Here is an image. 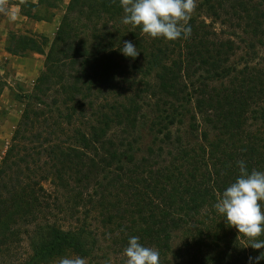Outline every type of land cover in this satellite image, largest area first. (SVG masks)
I'll list each match as a JSON object with an SVG mask.
<instances>
[{"label": "rangeland", "instance_id": "rangeland-1", "mask_svg": "<svg viewBox=\"0 0 264 264\" xmlns=\"http://www.w3.org/2000/svg\"><path fill=\"white\" fill-rule=\"evenodd\" d=\"M196 2L190 37L166 41L123 24L119 0H81L85 6L71 13L62 43L58 33L71 0H9L15 22L0 14V264H59L80 256L64 249L49 261H32V247L50 229L81 237L87 264H124L132 236L157 249L161 264H212L215 253L206 246L221 242L228 228L213 205L238 177L237 162L264 171V0ZM108 4L116 7L111 16L95 18L90 8L99 13ZM19 39L36 41L43 54L18 49ZM124 41L139 51L135 59L116 51ZM209 44L221 46L219 57L204 54ZM112 50L114 68L105 80L103 56ZM157 51L185 107L172 125L156 116L170 101L157 88L161 71L150 66ZM211 90L209 97L231 108L242 104L237 129L222 130L224 111L203 94ZM103 130L100 142L111 140L122 161L133 160L126 164L131 180L112 183L111 174L101 173L97 161L109 148L95 151L91 136ZM166 137L169 146L160 142ZM246 140L258 141L257 162L249 153L241 158ZM149 176L155 196L143 201L134 192L133 198L132 181ZM194 190L202 196H192ZM162 228L166 238L156 234Z\"/></svg>", "mask_w": 264, "mask_h": 264}, {"label": "trees", "instance_id": "trees-1", "mask_svg": "<svg viewBox=\"0 0 264 264\" xmlns=\"http://www.w3.org/2000/svg\"><path fill=\"white\" fill-rule=\"evenodd\" d=\"M205 1L209 2L210 0H205ZM84 6L85 5H83L81 3V0H71L67 15L63 19L62 30L58 33V42L61 41L62 43H64L65 41L68 40V36H69V32H70L69 31V25H70V19H71L70 15H71V13H74L78 7L81 9ZM110 8H116V7H110V5L108 4L106 10H104V11L100 10L101 12H99V13H98V11H96L97 8H95V7H91L90 10L92 11V14H94V13L96 14V15H94L95 18H100L101 14H107V15L111 16ZM89 13H90V11H89ZM82 14H85L86 16H88V14L85 12H82ZM118 44H120V43H118ZM107 45H108L107 50L113 48V46H111L110 44H107ZM41 47H43V43H42V45H40V48ZM216 47L221 48V46L218 47V46H214V44H211V45L209 44V47L205 48L204 54H208L211 52L210 50H212L214 55L219 57V55H220L219 49H217ZM17 48L22 50V51L28 50V51H32V52H35V53H38L41 55L43 54V50L39 49L37 42L33 41L31 39H19ZM120 48H119V46H117L116 51L120 50ZM223 49H229V46H227V48H225V46H224ZM10 52L15 53L16 51H10ZM198 53H196V54L199 55ZM77 54H78L77 48L75 50H73V49L71 50L70 55H72L73 59L78 57ZM112 55H114L113 50L107 51V53L103 56V59L108 57L107 59H105V61L103 63L104 64L103 65V71H102L103 74H101L102 76H106V77L103 78L102 76H98L99 79L103 78V79L107 80V78L110 76V74L112 72L111 70H113V68H114L113 63L111 61V58H109ZM157 55L153 54V53L150 54V60H149L150 66L157 68V69H159V71H161V74H159V73L155 74V78H156L155 80L158 83L157 88L160 92H164L165 97L168 98L170 101L169 102L165 101L162 103L163 108L161 110L158 109L156 111L157 112L156 116H157V120L168 121L167 124L172 125L171 122H174L175 120H177L176 121L177 123L180 122L182 114H184V108L185 107H184V104L182 106L183 101H182V99H179V96H178L180 93H179V90L176 88V85H175V83H177V81H176L177 78L175 76H171L170 79H166L165 73L169 74L168 73V67H166L165 63L163 62V55L160 54V51H157ZM83 56H85V55H82V57ZM121 59H122V61H124L123 57H121ZM94 62H95V59H93V61L91 63H94ZM175 64H173V65H175ZM118 65L119 64L117 63L115 68ZM215 65H216L215 63L212 64L211 68H213ZM148 70L150 71V69H148ZM49 71H51V70L48 69V72ZM93 76L96 77V75H94V74H93ZM241 91L245 92V89L242 88ZM181 93H182V91H181ZM208 93H212V90L207 92V93H203V94H204V96L206 94L208 96ZM208 101L209 102L213 101L214 104H216V106L218 107V109L220 111H221V109H222V111H224L223 112L224 114L222 115V118H221L222 130L226 131L228 126L231 124L233 125L232 127H235V128L237 125H239V121L236 122L235 120L240 119V115H238V114L243 112V108H242L243 106H242V104H239L237 99H236L234 104H239V105L234 106L232 108L229 105H226V102H224L221 98H218V96L216 94L213 97L208 96ZM186 111L189 112L188 108L186 109ZM126 112H129V111H126ZM206 122H207V120H206ZM157 126H160V124L158 123ZM104 129L106 130V128H104ZM160 130H162V128ZM167 130L169 131L168 128H164L162 130L163 131L162 133L163 134H165V133L169 134V132ZM103 132H104V130L101 131V134L100 133L99 134L94 133L91 136L93 139L92 141H94L98 145V147L93 148L95 151H98L100 149L105 148L106 145H108V148H109L105 153L106 154L105 157L103 159H100L99 161H97V163H100L103 165L101 167V170H102L101 173L111 174L112 183L118 182L122 178L125 179L126 175H128L130 177V180H131V174H133V173L128 171L126 164L131 163L133 160H129V161H125V162L122 161V154H121L118 146H116V144L113 143L111 140H105V141L100 142L99 139H101L103 137V135H104ZM240 135H243L245 139L247 137L245 133H240ZM169 140H170V138L166 137L165 139L162 138V140L160 142L164 145L169 146V144H170ZM246 142H247V144L244 145L243 147H241V149H240V152L242 154H240V152H238L237 157L240 154V155H242L241 158H243L246 154L249 153L250 156L254 157V160L257 158H262L260 153H258V150H260V148H255L256 146L258 147V145H259L258 141L253 143L250 140H246ZM261 149L264 150V147ZM98 155L99 154L95 153L94 156L97 158V157H99ZM92 161L93 160L91 159L90 162H92ZM255 161L257 162V160H255ZM105 169L107 171H105ZM135 169H137V168H135ZM136 171L137 170L134 171V174L136 173ZM2 173H3V170H2ZM149 174L151 176L150 172H149ZM150 176L148 178H145L143 181H137V182L132 181L134 187L130 186V191H132L133 198L137 196V197H140V200H143L142 199V196H143L144 200H146L152 196H155V192L151 188V183H150V181H153L154 177H152V179H150ZM154 184L156 185L157 182L155 181ZM134 192H135L136 196H134ZM192 196H195V197L202 196V193H199L197 190H194ZM149 205H150V203H148L146 206H149ZM164 216H168L166 212H165ZM165 220L169 221V223H171L172 225H174L176 223V220H174L173 218L168 217V219H165ZM163 224H164V222L161 224V226ZM217 228L219 229V227H217ZM156 234H161V235L163 234L164 237L166 238V235H167L166 229L162 228ZM228 236H229V238H228ZM237 237H238V235L235 234L233 231H231L230 227H228L227 229H224L222 231V233L220 234L221 242L217 239L214 247L206 246L207 249L210 248V250L211 251L213 250L215 253V255L211 257L212 264H250V262H249L250 256L256 257V256H259L261 252H264V249L253 250L251 247H244L245 244L247 243V241L243 237H240V238H237ZM80 238L81 237L76 236V235L74 236V235L70 234L69 232H62V231H59L56 229H50L48 239L44 240L43 242L34 244V246L32 247V253H33L32 261H36V263L37 262L43 263L45 261H49L53 257L57 256L59 253H61L64 249H69V250L73 251L75 254L81 256L82 254H84V251L82 248V243L80 242ZM261 239H264V237H261ZM214 240H216L215 236L212 238V241H214ZM220 243L222 244V250H221V248L219 249V247H218V245H220ZM217 248H218V250L216 251ZM252 264H255V262L253 261ZM259 264H264V259L260 260Z\"/></svg>", "mask_w": 264, "mask_h": 264}, {"label": "clouds", "instance_id": "clouds-1", "mask_svg": "<svg viewBox=\"0 0 264 264\" xmlns=\"http://www.w3.org/2000/svg\"><path fill=\"white\" fill-rule=\"evenodd\" d=\"M23 2V0H21ZM116 0H113L115 3ZM124 16L122 23L139 27L142 35L152 39L175 41L187 39L191 35L189 21L197 7L196 0H119ZM0 14H5L9 22H15L16 15L9 10V0H0ZM123 55L135 59L139 51L131 41H124L120 49ZM239 174L218 197L213 205L224 217L226 225L235 228L238 237L247 243L244 247L253 250L264 249V171L247 169L245 162H237ZM124 264H161L160 252L140 243L138 236H132L123 250ZM264 252L249 257V262L259 264ZM59 264H87L80 256L63 257ZM110 264V262H106Z\"/></svg>", "mask_w": 264, "mask_h": 264}]
</instances>
